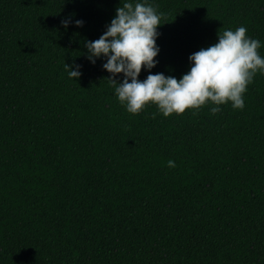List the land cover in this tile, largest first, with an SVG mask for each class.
<instances>
[{
  "label": "trees",
  "instance_id": "obj_1",
  "mask_svg": "<svg viewBox=\"0 0 264 264\" xmlns=\"http://www.w3.org/2000/svg\"><path fill=\"white\" fill-rule=\"evenodd\" d=\"M125 2L160 14L153 74L240 26L264 57V0H0V264H264V75L243 110L129 113L84 46Z\"/></svg>",
  "mask_w": 264,
  "mask_h": 264
},
{
  "label": "clouds",
  "instance_id": "obj_2",
  "mask_svg": "<svg viewBox=\"0 0 264 264\" xmlns=\"http://www.w3.org/2000/svg\"><path fill=\"white\" fill-rule=\"evenodd\" d=\"M61 24L67 29L71 24L82 27L84 21L69 17ZM160 24V14L151 4L125 2L98 39L84 42L91 63L105 60L102 67L111 74L109 80L121 105L129 113L139 114L154 104L164 117L206 104L213 105L209 109L212 114L228 103L243 110L248 85L257 73L264 75V57L258 52L261 42L249 37L244 26L219 32L216 43L189 55L190 69L177 79L150 71L158 64ZM66 67L69 78L81 76V65ZM142 69L149 72L144 80L139 79ZM117 74H123L122 82L116 79ZM167 164L175 167L173 160Z\"/></svg>",
  "mask_w": 264,
  "mask_h": 264
}]
</instances>
